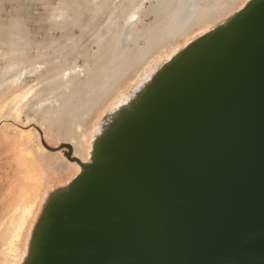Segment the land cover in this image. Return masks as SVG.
Wrapping results in <instances>:
<instances>
[{
  "label": "water",
  "instance_id": "95a60500",
  "mask_svg": "<svg viewBox=\"0 0 264 264\" xmlns=\"http://www.w3.org/2000/svg\"><path fill=\"white\" fill-rule=\"evenodd\" d=\"M46 202L23 264H264V0L164 65ZM67 148V149H66Z\"/></svg>",
  "mask_w": 264,
  "mask_h": 264
},
{
  "label": "rangeland",
  "instance_id": "374dc122",
  "mask_svg": "<svg viewBox=\"0 0 264 264\" xmlns=\"http://www.w3.org/2000/svg\"><path fill=\"white\" fill-rule=\"evenodd\" d=\"M246 2L0 0V264L24 263L46 202L83 173L42 139L90 162L107 108L145 65H166Z\"/></svg>",
  "mask_w": 264,
  "mask_h": 264
},
{
  "label": "bare ground",
  "instance_id": "6f19581e",
  "mask_svg": "<svg viewBox=\"0 0 264 264\" xmlns=\"http://www.w3.org/2000/svg\"><path fill=\"white\" fill-rule=\"evenodd\" d=\"M124 37H126V42H129L131 40L130 34L125 35ZM168 61H170V60H168ZM145 66L147 68V69L145 68L146 72L141 74V76L138 77L137 82L129 90V92L123 94L121 96V98L119 99V101L114 106H109L107 108L104 116H107V114H109L108 117H111L110 122L115 120L117 114L122 112L128 106L129 102L135 96V93L137 92V90L141 89L163 67V65L161 66V64L158 62H153L151 64V66H149V67H148V65H145ZM103 122H105V118H103L98 125L97 130H99L100 133L104 130Z\"/></svg>",
  "mask_w": 264,
  "mask_h": 264
},
{
  "label": "crops",
  "instance_id": "0c3cea01",
  "mask_svg": "<svg viewBox=\"0 0 264 264\" xmlns=\"http://www.w3.org/2000/svg\"><path fill=\"white\" fill-rule=\"evenodd\" d=\"M43 208V207H42Z\"/></svg>",
  "mask_w": 264,
  "mask_h": 264
}]
</instances>
